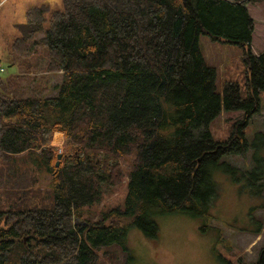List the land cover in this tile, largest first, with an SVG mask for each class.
I'll list each match as a JSON object with an SVG mask.
<instances>
[{
	"label": "trees",
	"instance_id": "16d2710c",
	"mask_svg": "<svg viewBox=\"0 0 264 264\" xmlns=\"http://www.w3.org/2000/svg\"><path fill=\"white\" fill-rule=\"evenodd\" d=\"M256 1L263 0H63L49 26L48 4L26 10L13 52L23 57L40 44L46 62L28 61L10 76L0 64V264H95L101 248L125 247L133 226L157 238L159 214L211 216L213 171L225 154L247 152L244 127L260 111L264 50L251 52L248 6ZM203 34L249 46L247 99L236 82L218 90ZM50 74L59 76L54 86ZM223 108L245 117L216 141L210 124ZM56 132L72 148L59 166L47 144ZM130 155L124 206L82 220ZM222 165L236 180L244 175ZM43 172L50 205L41 203ZM249 264H264V248Z\"/></svg>",
	"mask_w": 264,
	"mask_h": 264
},
{
	"label": "rangeland",
	"instance_id": "374dc122",
	"mask_svg": "<svg viewBox=\"0 0 264 264\" xmlns=\"http://www.w3.org/2000/svg\"><path fill=\"white\" fill-rule=\"evenodd\" d=\"M63 0H3L0 3V64L7 69L5 76L18 73L26 62L43 66L46 62V48L38 44L33 54L17 56L12 42L20 36L16 26L25 20V12L32 6L48 4L51 13L64 10ZM254 18L255 30L250 45L251 52L258 54L264 50V0L248 4ZM39 34L38 37H41ZM200 45L206 63L217 71L216 85L222 93L229 82H236L242 98L250 96L247 85L248 67L244 60L248 45L214 40L203 34ZM18 58L19 67L14 65ZM45 74L44 72L38 75ZM51 86L59 82L58 74H50ZM52 89L49 95H55ZM260 111L255 113L244 127L249 148L244 154L227 153L221 158V166L213 171L217 185L210 213L204 217L187 212H171L155 217L159 226L157 238H147L136 226L128 229L125 247L112 244L99 250L95 264H249L254 262L264 248V91L259 95ZM245 112L239 109L223 108L210 124L216 141L228 140L235 131L236 124L243 120ZM63 134V133H62ZM57 135H60L57 137ZM64 135V134H63ZM61 141V143L57 142ZM61 154V162L72 155L71 145L66 136L52 134L47 143ZM56 155V156H57ZM70 155V156H69ZM56 158V162L58 160ZM122 174L115 178L105 191L102 200L85 210L84 217L96 219L102 211L116 206H124L127 196V176L132 169L133 155L119 159ZM55 162V163H56ZM227 162L244 173L239 180L224 169ZM258 174L263 178L257 180ZM50 175H41L39 189L42 204L50 205ZM257 229H259L257 231Z\"/></svg>",
	"mask_w": 264,
	"mask_h": 264
},
{
	"label": "water",
	"instance_id": "95a60500",
	"mask_svg": "<svg viewBox=\"0 0 264 264\" xmlns=\"http://www.w3.org/2000/svg\"><path fill=\"white\" fill-rule=\"evenodd\" d=\"M57 156H58L59 159L57 160L56 165L59 166L60 163H61V159H60L61 158V154H58Z\"/></svg>",
	"mask_w": 264,
	"mask_h": 264
},
{
	"label": "crops",
	"instance_id": "0c3cea01",
	"mask_svg": "<svg viewBox=\"0 0 264 264\" xmlns=\"http://www.w3.org/2000/svg\"><path fill=\"white\" fill-rule=\"evenodd\" d=\"M56 134H61V135L63 136V138H64V135H63L62 133H60V132H56L55 135H56Z\"/></svg>",
	"mask_w": 264,
	"mask_h": 264
},
{
	"label": "bare ground",
	"instance_id": "6f19581e",
	"mask_svg": "<svg viewBox=\"0 0 264 264\" xmlns=\"http://www.w3.org/2000/svg\"><path fill=\"white\" fill-rule=\"evenodd\" d=\"M59 136H60V135H57V137H59ZM58 140H59V139L57 138V142H58V143H61V141H58Z\"/></svg>",
	"mask_w": 264,
	"mask_h": 264
},
{
	"label": "built area",
	"instance_id": "2783aa9c",
	"mask_svg": "<svg viewBox=\"0 0 264 264\" xmlns=\"http://www.w3.org/2000/svg\"><path fill=\"white\" fill-rule=\"evenodd\" d=\"M0 70H3V69L0 68Z\"/></svg>",
	"mask_w": 264,
	"mask_h": 264
}]
</instances>
